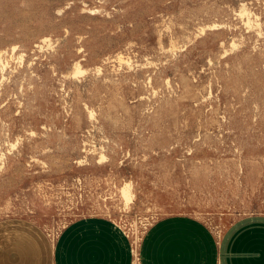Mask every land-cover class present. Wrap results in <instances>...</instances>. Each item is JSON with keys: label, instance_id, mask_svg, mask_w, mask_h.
I'll return each mask as SVG.
<instances>
[{"label": "rangeland", "instance_id": "1", "mask_svg": "<svg viewBox=\"0 0 264 264\" xmlns=\"http://www.w3.org/2000/svg\"><path fill=\"white\" fill-rule=\"evenodd\" d=\"M0 53V219L264 214V0H0Z\"/></svg>", "mask_w": 264, "mask_h": 264}, {"label": "crops", "instance_id": "2", "mask_svg": "<svg viewBox=\"0 0 264 264\" xmlns=\"http://www.w3.org/2000/svg\"><path fill=\"white\" fill-rule=\"evenodd\" d=\"M142 264H264V214L235 220L221 238L198 218L155 220L141 242ZM129 234L104 214L69 221L51 244L40 226L0 219V264H133Z\"/></svg>", "mask_w": 264, "mask_h": 264}, {"label": "bare ground", "instance_id": "3", "mask_svg": "<svg viewBox=\"0 0 264 264\" xmlns=\"http://www.w3.org/2000/svg\"><path fill=\"white\" fill-rule=\"evenodd\" d=\"M243 10H245V9H243ZM246 12V11H245ZM250 13V12H249ZM244 15H246V14H244ZM249 16V15H248ZM248 19H250V17H248ZM15 47L16 46H14L13 48L15 49ZM121 56H122V54H121ZM124 58V57H123ZM3 60V57H2V53H0V62ZM3 61H5V60H3ZM1 65H2V63H1ZM2 66H6V62L4 63V65H2ZM3 68V67H2ZM78 71H80V70H78ZM120 191H121V195L120 196H122V198H123V200H124V202H125V206H126V208H130L131 207V205L133 204V202H134V197H135V193H134V191H133V186H132V184H131V182H129V181H126L125 182V184H123L122 186H121V188H120ZM122 206H120V208H121ZM140 238V237H139ZM135 253L136 254H138V252L135 250ZM135 261H137V256H136V260Z\"/></svg>", "mask_w": 264, "mask_h": 264}, {"label": "built area", "instance_id": "4", "mask_svg": "<svg viewBox=\"0 0 264 264\" xmlns=\"http://www.w3.org/2000/svg\"><path fill=\"white\" fill-rule=\"evenodd\" d=\"M135 250L138 252V254L135 253ZM132 252H133V256H134V261L133 264H140V262L138 260H140V253H139V249L137 246H135L134 241H132ZM136 256H137V261L136 260Z\"/></svg>", "mask_w": 264, "mask_h": 264}]
</instances>
